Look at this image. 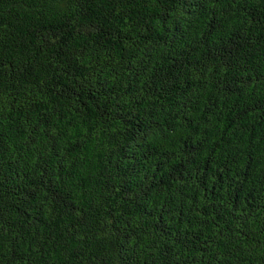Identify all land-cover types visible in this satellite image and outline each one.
<instances>
[{
  "label": "trees",
  "instance_id": "16d2710c",
  "mask_svg": "<svg viewBox=\"0 0 264 264\" xmlns=\"http://www.w3.org/2000/svg\"><path fill=\"white\" fill-rule=\"evenodd\" d=\"M0 264H264V0H0Z\"/></svg>",
  "mask_w": 264,
  "mask_h": 264
}]
</instances>
